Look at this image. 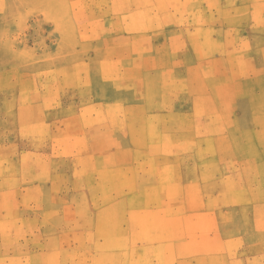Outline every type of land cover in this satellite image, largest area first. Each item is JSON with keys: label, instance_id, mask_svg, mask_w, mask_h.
I'll return each instance as SVG.
<instances>
[{"label": "rangeland", "instance_id": "1", "mask_svg": "<svg viewBox=\"0 0 264 264\" xmlns=\"http://www.w3.org/2000/svg\"><path fill=\"white\" fill-rule=\"evenodd\" d=\"M0 144V175L19 157L25 179L0 199L4 264L56 243L41 263L96 264L129 221L132 264H177L176 240L193 255L209 233L213 264H262L264 0H0ZM34 168L65 177L54 198ZM146 220L184 226L166 263L143 259Z\"/></svg>", "mask_w": 264, "mask_h": 264}, {"label": "crops", "instance_id": "2", "mask_svg": "<svg viewBox=\"0 0 264 264\" xmlns=\"http://www.w3.org/2000/svg\"><path fill=\"white\" fill-rule=\"evenodd\" d=\"M2 145V144H0ZM98 163L104 165L105 163V158H101L98 157ZM21 169V165H20V158H17V172L16 173H11L8 174V176L4 177L3 175H0V199H2V203L3 200L5 198H10L11 201H13V199H19V197L21 196V193L23 194V187H24V175L22 176L19 171ZM33 181H34V188L35 190H37L40 194V196H44L46 193H48L50 199L54 198L55 196H51L53 195L51 192L57 187V184L59 183L58 180L61 179V183H63L65 181V177L63 175L58 176L57 174H54L53 172H45L43 174H41L40 172H37L36 169L34 168V174H33ZM87 180H90L89 178ZM111 180H115L113 178H107V179H103V181L105 182H110ZM4 183V184H3ZM8 183V184H7ZM9 183H13V187H10ZM3 184V185H2ZM83 192V191H82ZM83 196V194H82ZM137 197V195H136ZM131 206V205H130ZM132 208L137 207L136 205L131 206ZM1 207H0V213L1 211ZM2 224V223H0ZM145 243L144 246L146 248V257L143 258L145 259L148 263H153L155 261V259H157L156 257V253H149L150 250H154L158 252L157 247L160 246L161 250L162 247H165V251L162 253H160V257L157 259L161 260L162 262L166 263L169 260V252H168V244H169V230L168 228H170L171 231H173V233L176 232V234L179 236H183L184 237V226L179 223L176 222L175 224H172L170 227H168V225H164V223H161L159 221H149L146 220L145 224ZM20 226H18L17 229H19ZM155 230V237H150L151 233L153 232L152 230ZM229 229V228H228ZM228 229H224L222 231H224L222 233V239H224V241H227L229 239V236L232 235ZM137 230H138V226L136 225V223L130 222L128 223V227L127 228H123L121 229L119 227V231L117 233H112L111 234V239L110 242H105V243H100L101 245H99L97 242L94 245V253L92 254L91 257H88L90 259L91 262L96 263V264H101L104 262H117L118 264H132L133 261H137V259H133V255L128 254L126 251L124 252H120L122 245L118 243V241L121 240V235H125L127 232L129 233V241H128V246L130 247L129 249H132L133 247L137 246ZM127 231V232H126ZM150 231V232H149ZM204 240L208 243H216L217 242V234H211L209 233L208 236H204ZM173 242V241H172ZM116 243V244H115ZM175 244V245H174ZM174 246L177 248L178 253L176 254V257H173V259H176L177 264H213L215 263V261L218 259V255L221 256L220 254H218V252L223 253L222 251H219L218 249H216L213 244V246H209L208 248H205L203 250V252H199V253H194L193 255H189L187 254L185 251L188 250V244L186 245V243L184 241H179L176 240L174 242ZM264 244V242H263ZM261 244H258V246H260ZM57 246H61V245H57L55 248L50 249L49 253L47 254H40V253H36L33 254L32 256H34L35 258H37L36 262H34V264H43L41 263V258L44 257V260L48 259V257H53L52 256V252L57 249ZM155 247V249H154ZM159 248V247H158ZM136 249V248H135ZM201 249V247H200ZM68 251V252H67ZM263 251H264V246H263ZM153 252V251H152ZM159 253V252H158ZM64 263H71L72 259L71 257L68 255L69 254V250L64 249ZM156 254V255H154ZM6 254L4 253H0V263L4 264V257ZM158 256V255H157ZM224 256V257H223ZM226 255H222V258H225ZM15 257L17 258L18 261H20L23 257L17 253L15 255ZM253 257V256H252ZM256 258L257 261H259L260 263L264 264V254L261 255L260 253L256 254ZM83 262L82 257L79 259V264H81Z\"/></svg>", "mask_w": 264, "mask_h": 264}]
</instances>
